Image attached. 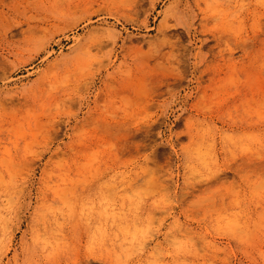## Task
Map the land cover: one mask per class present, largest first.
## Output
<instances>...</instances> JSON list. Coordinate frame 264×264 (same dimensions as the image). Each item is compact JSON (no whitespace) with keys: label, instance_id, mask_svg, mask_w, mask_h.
Returning <instances> with one entry per match:
<instances>
[{"label":"rangeland","instance_id":"obj_1","mask_svg":"<svg viewBox=\"0 0 264 264\" xmlns=\"http://www.w3.org/2000/svg\"><path fill=\"white\" fill-rule=\"evenodd\" d=\"M0 163V264H264V0H0Z\"/></svg>","mask_w":264,"mask_h":264},{"label":"bare ground","instance_id":"obj_2","mask_svg":"<svg viewBox=\"0 0 264 264\" xmlns=\"http://www.w3.org/2000/svg\"><path fill=\"white\" fill-rule=\"evenodd\" d=\"M17 123V122H16ZM15 126H17L16 124H15ZM72 152H73V150H72ZM57 158V157H56ZM61 159V158H60ZM54 161V160H53ZM3 162H5V161H3ZM10 162L12 163V160H10ZM1 164V163H0ZM3 164V163H2ZM13 164V163H12ZM5 167V166H4ZM6 168V167H5ZM7 170V169H6ZM7 174H8V172H7ZM10 174V173H9ZM9 174H8V176H9ZM23 174V173H22ZM8 181H10L9 179H8ZM4 182V181H3ZM10 183V182H9ZM65 183V182H64ZM1 184V183H0ZM8 184V183H7ZM65 189V188H64ZM61 190H62V188H61ZM64 192H65V190H63ZM56 193H58V192H56ZM61 194V193H60ZM61 197V196H60ZM59 198V197H58ZM6 199V198H5ZM60 199V198H59ZM12 202V201H11ZM10 202V203H11ZM10 203H8V204H10ZM7 204V203H6ZM50 211V210H49ZM53 212V211H52ZM6 219V218H5ZM2 220H4V219H2ZM4 222V221H3ZM3 224V223H2ZM5 225V224H4ZM6 229V228H5ZM125 229H126V227H125ZM124 229V230H125ZM3 231H4V229H3ZM130 232H132V231H130ZM127 234V233H126ZM133 234H134V232H133ZM131 235V234H130ZM3 238V237H2ZM2 240V239H1Z\"/></svg>","mask_w":264,"mask_h":264}]
</instances>
